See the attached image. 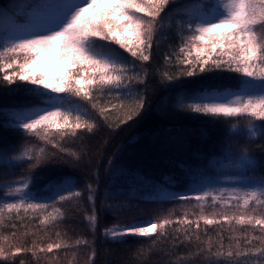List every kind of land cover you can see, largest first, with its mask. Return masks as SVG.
Masks as SVG:
<instances>
[{"label":"snow or ice","instance_id":"1","mask_svg":"<svg viewBox=\"0 0 264 264\" xmlns=\"http://www.w3.org/2000/svg\"><path fill=\"white\" fill-rule=\"evenodd\" d=\"M176 0H31L0 8V78L4 85H19L34 98L33 102L13 106L7 113L8 126L21 130L26 137L36 138L44 147L27 140L7 155L0 149V164L6 167L27 164V175L12 183L0 186V228L13 229L9 235H0V262L16 264L21 254H30L40 264L41 254H53L71 247H91L86 264H95L97 255L94 242L80 236L74 241L62 238L59 225L65 212L62 205L77 201L82 196L66 179L48 182L53 195L48 202H38L31 195L35 182L34 170L41 164L69 153L75 161L80 154L62 146L60 140L92 133L99 124L98 118L108 121L109 110L100 106V97L119 101L111 110H124L120 124L142 115L147 100L139 91L145 83L137 71L111 45L129 53L143 62L151 59L154 36L158 30H168L175 24L181 43L175 54L179 71L160 73L163 83L192 77L198 73L228 71L239 74L240 82L233 90H205L186 95L179 107L216 118L243 119L249 144L254 138L264 140V0H195L182 10L169 8ZM179 17L172 20V14ZM162 15L167 25L160 23ZM187 33V35H185ZM172 57L166 55L165 63ZM110 103V101H108ZM259 122V123H257ZM2 126V125H0ZM118 126V125H117ZM108 127H112L108 124ZM232 129L237 125L232 124ZM51 145L50 151L46 146ZM261 156L244 146L239 151L226 150L223 166L234 170L226 176L232 187H203L194 197L178 196L179 200L195 199L198 213L189 219V213L172 219L166 216L126 225H113L104 230L112 240L133 236L151 240L147 249L138 255L147 259L157 242L168 243L173 248L182 235L196 251L175 258V264H192L191 257H202L201 264H264V176L252 175L257 167L264 169V144L257 146ZM91 211L84 217L95 234L98 214L95 206L96 189L86 185ZM212 208L205 212V205ZM38 216L39 227L54 230L55 241L41 246L36 239L30 246L16 242L18 228L26 218ZM201 221L205 225L201 239ZM228 225L231 235L228 244L223 242V232L217 233L219 242L213 244L207 226ZM171 228L170 233L168 229ZM174 233V235H173ZM64 236L67 235L65 232ZM43 237H41V240ZM193 241L195 244L193 245ZM168 253H166L167 255ZM76 255V253H73ZM58 260L52 256L48 260ZM19 264H26L20 259ZM173 264V262H169Z\"/></svg>","mask_w":264,"mask_h":264},{"label":"trees","instance_id":"2","mask_svg":"<svg viewBox=\"0 0 264 264\" xmlns=\"http://www.w3.org/2000/svg\"><path fill=\"white\" fill-rule=\"evenodd\" d=\"M31 0H0V8L3 6L13 7L16 3H30ZM195 0H176L169 8L175 12L182 10V6L194 3ZM173 12L172 20L179 17ZM160 23L167 25L169 20L162 15ZM187 35V33H185ZM181 43L179 29L172 24L168 30H158L154 36L151 59L141 63L129 53L112 44L130 64L134 63L137 71L143 75L147 70L145 83L139 86V91L145 96L147 103L141 116L134 117L125 124H120L117 117L124 118V110L112 111L108 108V121L98 118V127L92 133H80L77 137H67L60 140L63 147L69 152L75 151L80 154L77 162L69 153H60L58 158L41 164L34 170L35 182L31 186V195L38 202H48V197L53 192L48 187L52 180L66 179L76 185L77 191L82 196L77 201L62 205L65 212L59 231L65 240L74 241L80 236L94 242L95 264H175V258L180 255L187 257L189 252H195L194 246H190L183 236L173 248L171 237L168 243H160L154 246L151 253L145 252L147 259L138 255L143 248L151 245V240L127 236L119 240H112L104 236V230L116 224H128L142 219H155L172 213L171 218L183 216L189 213V219H194L193 213H198L197 201L190 200H146L131 194L133 187L145 184L149 190L166 188L172 190H184L201 178H215L221 174L218 167L226 164L224 155L226 150L239 151L244 146L253 150L254 155L260 158V149L257 147L264 144V140L254 138L249 144L246 135V121L243 119L216 118L200 113L192 114H166L163 110V102L170 100L178 101L186 95H193L205 90H235L240 82L239 74L228 71L214 73H198L192 77H181L172 84L163 83L160 73L167 71L175 74L179 71L176 64L175 54ZM172 57L171 63H165V56ZM100 103L104 102L100 97ZM34 98L29 92L17 88L8 87L0 78V149H5L7 155H14L25 140L30 144L44 147L43 142L36 138L26 137L21 130L8 126L5 116L13 106L24 105L33 102ZM101 106V104H100ZM102 107V106H101ZM237 128L232 129V124ZM259 123V122H257ZM111 124L112 127H108ZM118 125V126H117ZM50 151L51 145L46 146ZM27 164L6 167L0 164V186L12 183L20 176L27 175ZM225 171H223L224 173ZM257 177L264 176V169L257 167L254 173ZM93 184L96 189L95 206L98 214V222L95 234L84 217L85 211H91V202L87 200L86 185ZM212 208L205 205V212L210 213ZM38 216L33 214L31 219L26 218L23 226L18 224L16 242H26L36 239L41 246L55 241L54 230L42 229L36 235ZM12 221L5 219V227L0 228V235H9L13 229L7 227ZM205 225L201 221V239L204 236ZM208 235L212 237L213 244L219 242L217 233L223 232V242L228 244L231 235L228 225L207 226ZM168 231L171 233L172 229ZM67 233L64 236V233ZM174 235V233H173ZM41 237L43 239L41 240ZM195 241H193V245ZM91 247L61 249L53 254H41L40 264H48L52 256L59 259L51 260V264H86ZM76 253V255H73ZM166 253H168L166 255ZM25 260L26 264H37L30 254H21L16 261ZM202 257H191L192 264H201ZM2 264V262H0Z\"/></svg>","mask_w":264,"mask_h":264},{"label":"rangeland","instance_id":"3","mask_svg":"<svg viewBox=\"0 0 264 264\" xmlns=\"http://www.w3.org/2000/svg\"><path fill=\"white\" fill-rule=\"evenodd\" d=\"M236 74V73H235ZM17 88L20 90H23L25 92H28L25 88L16 85ZM216 91H223V90H216ZM201 92H198L196 94H199ZM101 97H103L104 102L100 103L102 107L109 108L111 107V104H118L119 101H117L114 98L108 97L107 93H104ZM182 99V98H181ZM176 102L170 101V100H165L163 103V110L164 113L166 114H192V115H197L200 113H192L189 111H186L182 108H180L179 102L180 100ZM110 101V103H108ZM107 108V109H108ZM6 114V113H5ZM6 116V115H5ZM7 117V116H6ZM6 123L8 124V119H5ZM218 170L221 171V174L218 177L215 178H201L199 181L194 182L192 185L189 186V188L184 189V190H172V189H166V188H157L155 190H149L145 184L140 183L139 187H133L131 189V194H134L136 196L141 197L142 199L146 200H173L176 199L178 196H189V197H194L195 195L198 194L201 188L203 187H232L234 186L231 181H228L225 179L226 176L234 174V170L228 167H222L220 165L218 167ZM223 171H225L223 173ZM149 219H142V220H137V221H145ZM132 223V222H131ZM129 224V223H128ZM119 225H126V224H119ZM112 227V226H111Z\"/></svg>","mask_w":264,"mask_h":264}]
</instances>
